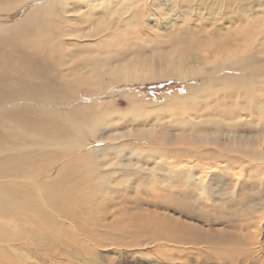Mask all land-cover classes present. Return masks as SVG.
I'll use <instances>...</instances> for the list:
<instances>
[{
	"label": "bare ground",
	"instance_id": "bare-ground-1",
	"mask_svg": "<svg viewBox=\"0 0 264 264\" xmlns=\"http://www.w3.org/2000/svg\"><path fill=\"white\" fill-rule=\"evenodd\" d=\"M255 2L263 6L264 0ZM246 7L243 0L0 4V206L26 207L25 224L40 221L30 234L59 245L58 255L64 248L73 262L90 252L91 260L105 264H140L141 248L152 245L166 250L171 263L177 247L187 264L213 261L214 254L217 264H259L264 215L236 231L228 220L217 234L142 207L161 202L159 177L142 164L152 157L148 148L162 153L161 130L219 129L220 122L236 120L238 110L255 118L254 128H264V19L247 22L235 13ZM167 80L187 82V91L157 105L131 90L114 92ZM82 92L89 103H82ZM120 95L123 104L117 103ZM223 105L230 119L218 113ZM206 110L211 118L198 122L194 117ZM28 159L33 164L27 168ZM188 182L206 187L200 178ZM186 211L190 219L198 217ZM18 235L33 250L29 236ZM10 241L0 231V252L12 257ZM232 241L233 249L218 250Z\"/></svg>",
	"mask_w": 264,
	"mask_h": 264
},
{
	"label": "rangeland",
	"instance_id": "rangeland-1",
	"mask_svg": "<svg viewBox=\"0 0 264 264\" xmlns=\"http://www.w3.org/2000/svg\"><path fill=\"white\" fill-rule=\"evenodd\" d=\"M241 1L239 0V2ZM243 1L247 7L244 11L238 10L235 12L237 15H242L247 22L252 20L253 17L256 19L261 15L264 19V3L261 6L255 0ZM10 2L11 0H0V4L4 5ZM237 15H233V17ZM261 32L263 34L261 38H264V29H261ZM62 40L66 45L70 42L67 38H62ZM84 42L92 43L91 40ZM261 56L264 57V53ZM198 82L200 81L194 83ZM123 90H131L132 93L143 96L148 103L157 105L165 98L179 94L180 91L186 92L187 82L167 80L134 84L127 88L119 87L114 92L119 94L120 92L123 93ZM82 94V103H89L87 93L82 92ZM116 100L118 104L124 103L121 95ZM236 103L238 102L234 100L232 104ZM242 103L245 110L248 111L249 105L246 104V101H242ZM228 104L230 103L228 102ZM227 108V105H223L221 109H218V113L222 117L225 115L223 118L230 119ZM222 117L215 116L213 118ZM194 118L198 122H202L209 120L211 114H208V110H206L205 113L199 112ZM163 119L165 118L163 117ZM235 119L231 123L228 121L220 122L222 125L218 126L219 129L213 130L206 125L196 131H179L177 128L169 127L161 130L157 135V139L163 145L162 153L152 146L147 149L152 157L149 156L142 162L159 177L161 195H158V198L161 202L152 197L157 203H143L142 207L148 212L158 211L185 223L191 222L199 228L212 227L217 234L221 232L220 229H227L226 222L228 220V224H231L233 231H236L237 227L247 222L249 226H252L255 222L259 223V218L264 215V154L262 157L254 158L253 161L248 156L252 157L261 152L264 153V128H254L255 118L241 110H238ZM208 139H215V142L208 141ZM101 144L111 145L112 142H101ZM52 151H56V149ZM31 163L32 161L28 159L27 168ZM131 164L135 165L134 163ZM258 169L262 175L255 176ZM198 178L205 182L206 187L194 186L188 182L191 179L196 181ZM231 194H235L236 198H233ZM158 202H160V207ZM5 208V204L0 206V231H4L7 236H10L11 244H7L6 247H10L9 249L14 251V254L10 257L5 252H0V264H28L23 255H32L39 261V264H85L86 262L89 264H105L104 260H91L92 255L90 252L80 253V257H84L79 259V263L73 262L74 259L70 260L73 257L68 256L64 248H61L58 255L59 245L44 242L40 236L30 234L35 227V223L37 224L40 221L34 220L25 224L27 219L25 216L30 214L26 207L17 208L16 206V211ZM210 208L213 211H210ZM186 210L194 212L193 215L198 217L190 219L185 216L188 212ZM223 212L226 214V220L223 219ZM202 214H204L203 217H201ZM11 215L15 217L18 224H11ZM22 233L29 236L28 240L33 241V250L29 249L27 245H23L24 237L18 235ZM41 236L44 235L41 234ZM15 241L16 245L23 250L14 248L12 243ZM222 245H219L220 247L217 245L218 250L219 248L221 250L229 249V247L230 250L234 248L233 241ZM173 249H175L174 254H176L173 263L166 261L164 256L167 253L166 250H160L157 246L152 245L141 248V254L137 256L142 260H139L140 264H187L182 260L185 257L182 254L179 255V248L174 247ZM259 253H255L256 262L263 264L264 253ZM213 256V261L205 262L206 259L202 258L199 264H215L218 256L215 254Z\"/></svg>",
	"mask_w": 264,
	"mask_h": 264
}]
</instances>
